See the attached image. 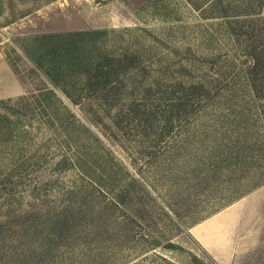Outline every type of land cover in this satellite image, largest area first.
Returning <instances> with one entry per match:
<instances>
[{"label":"rangeland","instance_id":"rangeland-1","mask_svg":"<svg viewBox=\"0 0 264 264\" xmlns=\"http://www.w3.org/2000/svg\"><path fill=\"white\" fill-rule=\"evenodd\" d=\"M217 1L0 0V100L37 91L49 82L36 64L49 45L40 40L44 34L108 30L99 45L117 55L137 53L141 63L134 72L137 75L125 87L128 97L143 95L151 85L152 93L162 95L181 79L210 78L232 61L240 66L249 61L245 54L248 42L245 36L229 32L227 21L233 19L223 16V5L230 14L254 10L264 16V0H223V4ZM45 64L47 68L49 62ZM63 98L75 115L80 146L73 141L72 147L67 146L59 124L38 129L39 116L28 117L25 124L32 123L28 127L35 136L22 153L31 154L38 148L45 152L47 140L48 162L36 166L31 179L23 183H17L20 175L14 176L16 183L8 185V189L2 182L7 169L0 162V218L4 216L2 206L11 187L15 196L23 195L26 201L31 197L30 188L49 182L39 194L47 193V202L60 203L65 189L80 182L84 174L76 166L54 170L53 162L64 153L74 160L76 151L84 153L91 149L103 156L101 160L107 159L106 151L115 157L108 165L114 166L110 174L115 181L114 196L119 201L126 191L125 183H130L127 190L136 195L147 190L146 197L151 199L150 207L155 213L158 205L171 204L176 208L181 229L166 219L131 223L126 229L122 210L117 209L112 220L103 218L94 226L102 230L110 224L118 234L109 239L102 232L90 245L57 252L50 264H264V184L226 204L237 190L247 188L245 180L224 182L220 185L223 189H216L219 181L207 178L201 184L198 179L200 170L206 176L211 169L209 157L215 148L211 132L203 130L222 124L213 115V102L206 103V110L204 107L186 124L175 120L170 135H163L161 129L167 126L166 121L157 122L156 131L150 133L145 131L146 126L129 117L119 123L118 117L126 112L125 99L111 104L97 95L80 98L76 103ZM184 140L191 144L190 149L170 160L165 148L167 141ZM90 159L95 163V158ZM86 168L91 171L92 163ZM116 168L121 171L117 173ZM223 174L229 176V170ZM102 189L107 192L105 186ZM109 199V193L101 194L97 202ZM170 243L174 246L168 247Z\"/></svg>","mask_w":264,"mask_h":264},{"label":"trees","instance_id":"trees-1","mask_svg":"<svg viewBox=\"0 0 264 264\" xmlns=\"http://www.w3.org/2000/svg\"><path fill=\"white\" fill-rule=\"evenodd\" d=\"M217 2L221 4L223 0ZM223 7V16L233 19L227 21L229 32L245 36L248 42L245 54L249 61L240 66L233 61L229 65L224 64L223 70L210 78L201 77L198 81L181 79L162 95L152 93V85L143 95L128 97L125 94L128 80L137 75L134 72L141 63L137 53L117 55L104 50L99 40L108 30L42 35L40 40L49 42V45L46 52L37 58L36 64L49 82L37 91H29L15 99L0 100V162L7 169L2 179L7 185L5 188L16 183L14 176L20 175L17 183L31 179L29 177L36 166L48 162L47 149L50 146H46L47 140L44 143L45 152L41 153V148H38L31 154L22 153L35 136L28 127L32 123L25 124L26 119L39 116L38 129L59 124L67 146L72 147V141L80 146L75 115L63 97L76 103L80 98L95 95L104 97L111 104L126 100L123 106L126 112L123 117H118L119 123L129 117L146 126L145 131L150 133L156 131L157 122L166 121L167 126L161 129L163 135H170L175 120L186 124L204 107L206 110V103L213 102V115L217 120L221 119L222 124L214 125L212 130L209 125L203 130L207 134L211 132L215 148L209 157L212 161L207 175L203 176L202 170L198 172L201 184L204 179H213L219 181L216 189H221L223 186L220 185L224 182L247 181H244L247 188L237 190L226 204L264 184V16L261 11L254 10H236V13L230 14L228 7ZM45 61L49 62L47 68H44ZM217 61L213 62L216 64ZM153 94H156L154 98ZM190 145L187 140L167 141L168 158L179 157L190 149ZM90 150L84 153L76 151L74 160L64 153L60 160L53 162L54 170L76 166L82 168L84 174L80 182L75 181L65 189L60 203L47 202L48 194H39L40 190L50 185L49 182L30 188L31 197L26 201L23 195H14V188H9V198L2 206L5 213L0 218V264H50L57 252L90 245L102 232L111 239L118 234L115 227L107 224L101 230L94 225L100 224L103 218L112 220L117 215V209L122 210L126 229L131 223H152L157 219H166L176 229H181L178 225L181 216L176 208L171 204L167 207L158 205L155 213L150 207L151 199L146 197L149 194L147 190L142 195H136L127 190L130 183H125L126 191L122 192L120 202L114 196L112 186L115 181L110 171L114 172V166L108 165L109 160L115 157L106 151L107 159L101 160L102 155L97 156L98 153ZM90 158H95V163ZM89 163H92L91 171L86 168ZM118 167L123 168L119 164ZM227 169L229 176L223 174ZM115 170L119 173L120 169ZM109 178L111 184L107 185ZM136 180L132 178L133 182ZM89 185L92 186L90 189ZM104 186L107 192L102 191ZM225 189L233 191L231 187ZM108 193L111 199L97 202L101 194ZM154 202L157 204L155 199ZM173 246L168 244V247Z\"/></svg>","mask_w":264,"mask_h":264}]
</instances>
